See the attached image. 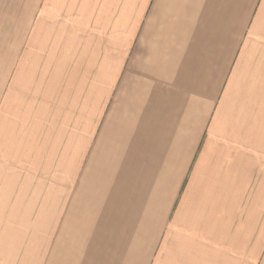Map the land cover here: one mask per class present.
Segmentation results:
<instances>
[{"label": "crops", "instance_id": "obj_1", "mask_svg": "<svg viewBox=\"0 0 264 264\" xmlns=\"http://www.w3.org/2000/svg\"><path fill=\"white\" fill-rule=\"evenodd\" d=\"M26 1L12 84L0 60V264H71L57 233L84 259L262 264L264 0ZM56 146L79 180L46 208L41 253L30 201Z\"/></svg>", "mask_w": 264, "mask_h": 264}, {"label": "rangeland", "instance_id": "obj_2", "mask_svg": "<svg viewBox=\"0 0 264 264\" xmlns=\"http://www.w3.org/2000/svg\"><path fill=\"white\" fill-rule=\"evenodd\" d=\"M17 0H8L7 3V45H0V60L4 57L7 58L8 62V82L10 81L11 84L13 81H15V77L17 74L16 67H15V59L17 55V45H16V27H17V19H16V5H17ZM24 4H30V2H27L25 0ZM26 8V7H25ZM3 13V10H2ZM28 15V18L30 16V13L25 9V16ZM1 22H3V14L1 16ZM3 25V23H2ZM3 28V27H2ZM30 26L25 23L24 25V38H25V45H24V50L20 51V56L24 57H32L33 56V50L36 45H26L27 42V37L30 38ZM3 37V35H2ZM37 51L38 48L36 47ZM26 69V67H24ZM14 74V75H13ZM13 77L11 78V76ZM26 75V74H25ZM25 77V76H24ZM23 78V77H22ZM10 86V85H9ZM14 106V105H12ZM0 116L4 117L6 114H2L0 112ZM62 151H63V146H56V169H55V177H43L40 176L39 179V191L38 193L36 190L34 191L36 198L34 197L31 201V203L37 204L36 201H39V206L42 208H45L44 210V215H41L40 217V232H41V238H43L40 241V249L41 253L44 249H52L53 244H51L53 241H50V246H48L47 243V210L46 208L51 207L52 204L55 205V208H59L58 212H63V202H64V188L63 185L68 186L72 182V185L75 184L76 181H78V177L74 176L75 170L77 168H74V171H72V177L70 178H64L65 174V163L62 161ZM41 157V162H40V174H47L48 173V164L46 161L43 159L42 153H40L39 158ZM34 165V163H33ZM79 184V182H78ZM35 187V181L33 183ZM55 189V190H54ZM26 201V200H25ZM26 224V223H25ZM58 228V227H57ZM25 233L28 232L27 227L25 228ZM58 232V230H57ZM45 235V236H42ZM52 238V237H51ZM20 245H24V243H18ZM74 243L71 241L65 240L59 233H57V239H56V249L58 250H63L66 251V253L69 255V258L71 259V264H95L97 261L98 264H127V256H123L126 254V251H117L115 249L107 250L104 248L98 249L95 251L96 253H99V258L95 259L93 255H89L87 258H81L77 257L76 255H71L74 254L76 249L74 248ZM95 245L93 246V248ZM92 248V249H93ZM71 253V254H70ZM84 254V253H80ZM71 255V256H70ZM110 256V257H109ZM105 257H108L111 261H107ZM114 258V259H113ZM41 263L44 262L47 264L48 258H41ZM59 259H57L58 262ZM258 264H260L258 262ZM264 264V260L263 263Z\"/></svg>", "mask_w": 264, "mask_h": 264}]
</instances>
